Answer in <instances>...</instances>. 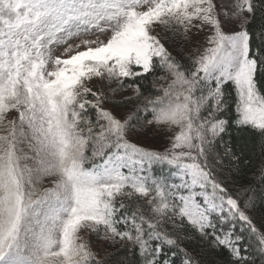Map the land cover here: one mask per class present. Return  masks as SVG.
I'll use <instances>...</instances> for the list:
<instances>
[{"label":"snow or ice","instance_id":"obj_1","mask_svg":"<svg viewBox=\"0 0 264 264\" xmlns=\"http://www.w3.org/2000/svg\"><path fill=\"white\" fill-rule=\"evenodd\" d=\"M0 264H264V0H0Z\"/></svg>","mask_w":264,"mask_h":264}]
</instances>
